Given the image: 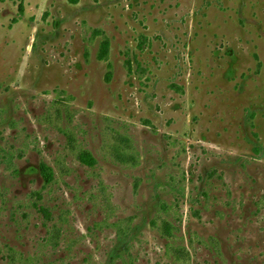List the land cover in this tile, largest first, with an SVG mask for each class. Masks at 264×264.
<instances>
[{"label":"rangeland","instance_id":"obj_1","mask_svg":"<svg viewBox=\"0 0 264 264\" xmlns=\"http://www.w3.org/2000/svg\"><path fill=\"white\" fill-rule=\"evenodd\" d=\"M0 264H264V0H0Z\"/></svg>","mask_w":264,"mask_h":264},{"label":"trees","instance_id":"obj_2","mask_svg":"<svg viewBox=\"0 0 264 264\" xmlns=\"http://www.w3.org/2000/svg\"><path fill=\"white\" fill-rule=\"evenodd\" d=\"M71 2V4L75 5L78 3L79 0H69ZM80 159L81 161L89 166V167H93L95 166L96 164V161L95 159L89 154V153H83L81 156H80ZM41 173L43 175V177L45 178V181L47 184H50L53 180V171L51 168L45 166V165H42L41 167ZM167 230L169 231V227H166Z\"/></svg>","mask_w":264,"mask_h":264}]
</instances>
